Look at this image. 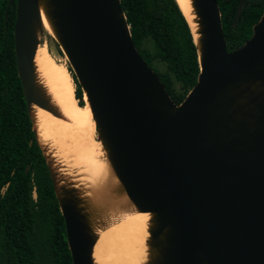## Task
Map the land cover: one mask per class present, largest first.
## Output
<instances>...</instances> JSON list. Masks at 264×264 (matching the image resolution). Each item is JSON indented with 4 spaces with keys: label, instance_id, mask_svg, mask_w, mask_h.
<instances>
[{
    "label": "water",
    "instance_id": "1",
    "mask_svg": "<svg viewBox=\"0 0 264 264\" xmlns=\"http://www.w3.org/2000/svg\"><path fill=\"white\" fill-rule=\"evenodd\" d=\"M120 1L15 4L17 76L71 263L96 264L98 231L112 214L138 211L149 214L144 264H264V9L251 36L227 51L217 1L190 0L200 70L175 103L136 49ZM42 14L90 106L109 168L96 185L63 172L37 136L35 106L64 118L35 67Z\"/></svg>",
    "mask_w": 264,
    "mask_h": 264
},
{
    "label": "trees",
    "instance_id": "2",
    "mask_svg": "<svg viewBox=\"0 0 264 264\" xmlns=\"http://www.w3.org/2000/svg\"><path fill=\"white\" fill-rule=\"evenodd\" d=\"M8 1L0 0V264H72L64 219L17 76L13 44L16 0L4 23ZM216 1L226 50H235L251 36L253 25L263 13L264 0H246L236 26L233 21L239 0ZM120 5L135 46L150 36L156 55L190 91L200 68L192 33L178 1L121 0ZM144 59L148 63L151 55L146 54ZM157 75L172 100L180 103L185 97L176 94L168 74ZM74 81L77 99L83 98L76 78ZM82 101L79 104L84 105Z\"/></svg>",
    "mask_w": 264,
    "mask_h": 264
},
{
    "label": "bare ground",
    "instance_id": "3",
    "mask_svg": "<svg viewBox=\"0 0 264 264\" xmlns=\"http://www.w3.org/2000/svg\"><path fill=\"white\" fill-rule=\"evenodd\" d=\"M177 1L196 37L190 0ZM42 22L52 34L43 14ZM42 44L38 45L34 56L38 78L64 118L35 106L38 139L48 147L63 172L73 175L80 183L96 185L106 178L109 168L101 143L96 139L86 95L82 98L86 103L79 104L70 70ZM148 220V213L138 211L112 214L108 226L98 231L93 251L96 264H144L148 254Z\"/></svg>",
    "mask_w": 264,
    "mask_h": 264
},
{
    "label": "rangeland",
    "instance_id": "4",
    "mask_svg": "<svg viewBox=\"0 0 264 264\" xmlns=\"http://www.w3.org/2000/svg\"><path fill=\"white\" fill-rule=\"evenodd\" d=\"M174 29L177 30L176 25H174ZM48 32L47 31L44 32V35L41 38V43H44V44H42L43 46H48V49L55 56V58L58 61H60L61 63H64L68 67V69L71 72V78H72L73 85L76 89V84H75V81L73 78V73H72V70L70 69L68 60L65 57V55L61 52V50H60L57 42L55 41V39L52 37L50 32L49 33ZM135 47L143 58L146 54L151 55V59H149V62L147 64L152 68V70L156 74L157 73L168 74V76L170 77V79L172 81V85H173V88H174L176 94H179L182 97H185L187 95V92H189L188 91L189 88H184L182 86V84L175 78L172 71L169 70L167 62L156 55L157 50H156V47L154 46L153 39L150 36H146ZM83 102L86 103L85 100ZM33 197L36 198V192H33Z\"/></svg>",
    "mask_w": 264,
    "mask_h": 264
}]
</instances>
